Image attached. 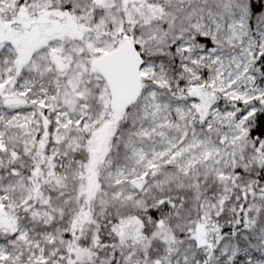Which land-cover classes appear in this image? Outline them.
<instances>
[{"label":"snow or ice","instance_id":"snow-or-ice-1","mask_svg":"<svg viewBox=\"0 0 264 264\" xmlns=\"http://www.w3.org/2000/svg\"><path fill=\"white\" fill-rule=\"evenodd\" d=\"M0 264H264V0H0Z\"/></svg>","mask_w":264,"mask_h":264}]
</instances>
